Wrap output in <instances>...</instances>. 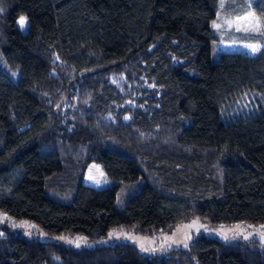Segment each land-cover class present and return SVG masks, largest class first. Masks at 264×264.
Masks as SVG:
<instances>
[{"label":"trees","instance_id":"trees-1","mask_svg":"<svg viewBox=\"0 0 264 264\" xmlns=\"http://www.w3.org/2000/svg\"><path fill=\"white\" fill-rule=\"evenodd\" d=\"M251 8L264 18V0H0V264H264L259 242L204 234L158 254L57 240L264 224V46L224 50L215 29ZM92 164L112 185L84 183Z\"/></svg>","mask_w":264,"mask_h":264},{"label":"rangeland","instance_id":"rangeland-1","mask_svg":"<svg viewBox=\"0 0 264 264\" xmlns=\"http://www.w3.org/2000/svg\"><path fill=\"white\" fill-rule=\"evenodd\" d=\"M256 21L260 22L258 30H254ZM215 29L220 30L224 38L230 37V35L235 37L232 41H223L221 48L224 50L231 49L237 51H246L249 53H256L264 46V18L255 13L252 8L245 15H242L232 20H227L224 17L219 18L218 22L215 24ZM251 36H260L262 40L258 42H253L251 40ZM248 45L256 46L257 51L253 52L252 49L248 47ZM254 102L255 101L252 100L250 97H246L241 101L239 107L235 108V110L245 111L249 109H254L257 105ZM72 173L75 174L76 172L71 169L68 174L70 175ZM64 180H67V177L65 179L58 180V182L61 183V185L58 186V189L64 187V184H66L67 182ZM84 183L95 188H103L112 185V181L105 176L101 167L96 164L88 166L84 174ZM139 187L140 186L136 185L122 186L117 197L116 207L118 209L124 207L128 198L133 193H135L139 189ZM56 191L57 193L61 192L59 190ZM65 192L66 193H64V195H61V197H66L68 192ZM201 234L220 240L222 242L229 243H244L250 241H257L264 248V224H237L235 226L230 227H214L208 223L199 220H191L189 222L179 225L173 233L159 234L158 236H155L153 238L142 237L134 232L112 230L104 239L98 241L96 244L88 242L83 237L68 239L58 238L57 240L61 243L66 244L67 246H72L76 248H81L85 245H108L113 242L129 243L137 246L145 254H158L164 253L173 248H186L192 242L195 236ZM225 237H227V239H225Z\"/></svg>","mask_w":264,"mask_h":264},{"label":"snow or ice","instance_id":"snow-or-ice-1","mask_svg":"<svg viewBox=\"0 0 264 264\" xmlns=\"http://www.w3.org/2000/svg\"><path fill=\"white\" fill-rule=\"evenodd\" d=\"M0 11H3V9H0ZM25 20H26V18L21 17V19L19 20V24H20L21 26H23V25L25 24ZM259 24H260V22H259V21H256V25H255L254 30H258V29H259ZM217 26H218V25H217ZM248 47H250V48L252 49L253 52L257 51V47L254 46V45H248ZM225 239H227V237H225ZM77 246H79V245H77Z\"/></svg>","mask_w":264,"mask_h":264}]
</instances>
